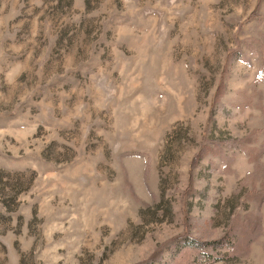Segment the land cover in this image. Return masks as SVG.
<instances>
[{"label":"rangeland","instance_id":"rangeland-1","mask_svg":"<svg viewBox=\"0 0 264 264\" xmlns=\"http://www.w3.org/2000/svg\"><path fill=\"white\" fill-rule=\"evenodd\" d=\"M0 264H264V0H0Z\"/></svg>","mask_w":264,"mask_h":264}]
</instances>
